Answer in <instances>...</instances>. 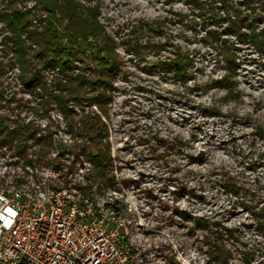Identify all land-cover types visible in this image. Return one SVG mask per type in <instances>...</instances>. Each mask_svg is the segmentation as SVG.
<instances>
[{"label":"rangeland","instance_id":"374dc122","mask_svg":"<svg viewBox=\"0 0 264 264\" xmlns=\"http://www.w3.org/2000/svg\"><path fill=\"white\" fill-rule=\"evenodd\" d=\"M36 1L27 0L20 7L31 10L32 29L41 30L38 17L44 12L40 6L35 9ZM73 1L99 6V20L118 54V68L107 93L109 118H103L109 128L111 174L116 184L94 182L91 162L75 147L81 141L68 132L59 111L46 114L42 98L22 87L20 72L12 66L11 33L0 22L4 70L0 89H4V100L15 99L11 106L2 102L0 113L12 121H33L37 136H53L51 148L44 149L49 154L40 153L41 145L33 140L28 141L24 157L15 148L0 145V186L79 190L98 206L109 204L124 224L125 247L139 264H211L209 231L196 227L193 219L174 214L175 207L234 231L226 240L232 253L230 264H264V232L257 219L264 207V156L260 164L252 163L264 152V141L255 134L257 126L264 128V55L250 44H237L240 66L234 76L238 82L234 98L225 87L213 85L229 71L210 39L204 40L206 30L191 1ZM7 2L0 0V8ZM66 22L62 21L61 31ZM144 23L150 28L136 30ZM147 41L155 47L142 50L147 55L141 60L131 46ZM62 45L84 52L91 60L97 40L65 37ZM158 45L163 47L158 49ZM178 46L193 63L186 82L160 66L174 57ZM75 64L83 66L82 61ZM46 75L51 81L52 72ZM208 106L219 113L206 111ZM160 138L182 139V152L170 150L171 145H163ZM228 176L238 183V192L224 187ZM182 184L193 194L180 195ZM88 185L93 186L87 194L78 188Z\"/></svg>","mask_w":264,"mask_h":264},{"label":"trees","instance_id":"16d2710c","mask_svg":"<svg viewBox=\"0 0 264 264\" xmlns=\"http://www.w3.org/2000/svg\"><path fill=\"white\" fill-rule=\"evenodd\" d=\"M26 1L8 0L5 7L0 8V22L11 33L9 39L12 40L14 56L12 66L17 67L20 72L22 87L42 98L44 102L42 110L46 114L49 110L59 111L68 132L73 138L81 141L75 147L80 149L81 156L91 162L90 172L94 182L103 181L113 186L116 180L111 174L113 159L109 128L103 118H109L107 93L118 68V54L115 42L99 20V6L81 5L74 3L73 0H37L35 9L40 6L41 12H44L38 17V24H43L42 29L38 30L32 29L34 19L29 16L31 10H23L20 7ZM189 1L198 9L200 25L205 28L207 35L204 40L207 37L210 39V44L214 49H218L225 68L229 71L223 78L216 79L213 85L225 87L229 90V96L237 98L238 93L233 90L237 86L234 76L240 66L237 44H250L259 55H264V0ZM65 19L67 22L61 31L62 21ZM143 26L150 28L149 23H144L138 25L136 30L142 31ZM65 37L74 41L94 37L97 45L91 60L85 57L84 52L64 47L62 41ZM230 37H234V40ZM131 47L133 53L144 60L147 53H143L142 50H150L155 47V43L147 41L144 45H140L139 42H135ZM162 47L158 45V49ZM79 61H82V67L75 64ZM192 64V59L185 57L178 46L174 51V57L161 61L160 66L166 73L174 71L186 82ZM49 71L53 74L51 81L46 75ZM3 74L4 70L0 62V85ZM3 92L4 89H0V110L4 108L2 102L8 103L9 106L15 102L13 98L4 100ZM205 109L210 113H219V110L212 106ZM230 115L234 116V114ZM37 131L33 121L28 123L12 121L0 113V145L15 148L18 156H25L29 140L41 145L40 153L44 149L51 148L52 134L37 136ZM255 134L264 141L263 126H257ZM159 140L163 145L170 144V150L182 152V139L176 138L173 142L163 138ZM151 150L155 151V148L152 147ZM46 154L49 152L47 151ZM263 156L264 152L253 159L252 163L257 165ZM72 170L73 166H70V172ZM237 184L231 176L223 182L224 187L235 193L240 190ZM92 186H78V188L87 194ZM181 188L180 195L183 192L193 194V190L184 184ZM259 212L260 216L257 219L260 229L264 232V207L259 209ZM173 213L182 219H193L196 227L209 231L210 236H206L208 240L206 242L211 264H230L232 253L227 247L226 240L233 236L232 229L218 221L193 217L179 207H175Z\"/></svg>","mask_w":264,"mask_h":264},{"label":"built area","instance_id":"2783aa9c","mask_svg":"<svg viewBox=\"0 0 264 264\" xmlns=\"http://www.w3.org/2000/svg\"><path fill=\"white\" fill-rule=\"evenodd\" d=\"M123 227L79 190L0 186V264H139Z\"/></svg>","mask_w":264,"mask_h":264},{"label":"bare ground","instance_id":"6f19581e","mask_svg":"<svg viewBox=\"0 0 264 264\" xmlns=\"http://www.w3.org/2000/svg\"><path fill=\"white\" fill-rule=\"evenodd\" d=\"M236 81V80H235ZM237 82V81H236ZM237 85H238V82H237Z\"/></svg>","mask_w":264,"mask_h":264}]
</instances>
